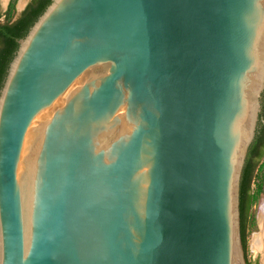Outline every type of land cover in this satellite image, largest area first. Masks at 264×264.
<instances>
[{"label": "water", "instance_id": "obj_1", "mask_svg": "<svg viewBox=\"0 0 264 264\" xmlns=\"http://www.w3.org/2000/svg\"><path fill=\"white\" fill-rule=\"evenodd\" d=\"M17 44L0 264H247L264 0H50Z\"/></svg>", "mask_w": 264, "mask_h": 264}, {"label": "trees", "instance_id": "obj_2", "mask_svg": "<svg viewBox=\"0 0 264 264\" xmlns=\"http://www.w3.org/2000/svg\"><path fill=\"white\" fill-rule=\"evenodd\" d=\"M50 4V0H33L21 13L19 19L8 18L0 24V89L9 62L13 58L17 41L27 34L30 27ZM8 14V12H7ZM264 159V92L261 95V112L252 144L247 151L239 188L240 233L246 259V230L251 208L256 196L261 193L260 163ZM255 186V189H254Z\"/></svg>", "mask_w": 264, "mask_h": 264}, {"label": "rangeland", "instance_id": "obj_3", "mask_svg": "<svg viewBox=\"0 0 264 264\" xmlns=\"http://www.w3.org/2000/svg\"><path fill=\"white\" fill-rule=\"evenodd\" d=\"M30 0H8L9 8H8V14L7 18L11 21L12 19L17 18L19 11L21 10V7L26 6L29 3ZM2 3L0 2V10L1 12H4L7 8H2ZM260 185L262 188L261 193L256 196V199L254 201V204L251 208L249 219H248V225L246 230V262L247 264H264L263 259V253L262 252H256L253 248V238L255 235H258L262 232L259 216L260 211L264 207V159L260 163ZM255 189V186H254ZM245 255V254H244Z\"/></svg>", "mask_w": 264, "mask_h": 264}, {"label": "bare ground", "instance_id": "obj_4", "mask_svg": "<svg viewBox=\"0 0 264 264\" xmlns=\"http://www.w3.org/2000/svg\"><path fill=\"white\" fill-rule=\"evenodd\" d=\"M2 1L1 3L5 2L7 0H0ZM259 221H260V226L262 229V232L258 235H255L253 240V248L256 252H262L263 253V259H264V207L260 211V216H259Z\"/></svg>", "mask_w": 264, "mask_h": 264}, {"label": "flooded vegetation", "instance_id": "obj_5", "mask_svg": "<svg viewBox=\"0 0 264 264\" xmlns=\"http://www.w3.org/2000/svg\"><path fill=\"white\" fill-rule=\"evenodd\" d=\"M33 0H30L29 1V3L24 7V9L32 2ZM0 2H2V1H0ZM7 2V1H6ZM3 3H5V2H3ZM2 3V4H3ZM7 8H6V10L4 11V12H1V10H0V24H3L6 20H7V12H8V8H9V3L7 2ZM24 9L18 14V16H17V18H15V19H12L11 21L13 22V21H15V20H17V19H19V17L21 16V13L24 11ZM256 264H259V263H257L256 262Z\"/></svg>", "mask_w": 264, "mask_h": 264}]
</instances>
